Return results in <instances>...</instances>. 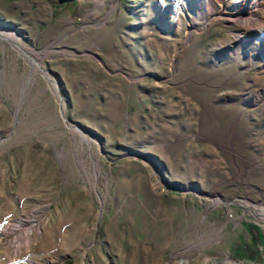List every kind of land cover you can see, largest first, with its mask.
<instances>
[{
    "label": "rangeland",
    "instance_id": "obj_1",
    "mask_svg": "<svg viewBox=\"0 0 264 264\" xmlns=\"http://www.w3.org/2000/svg\"><path fill=\"white\" fill-rule=\"evenodd\" d=\"M0 26L53 72L0 31V264H264V0H0Z\"/></svg>",
    "mask_w": 264,
    "mask_h": 264
},
{
    "label": "water",
    "instance_id": "obj_2",
    "mask_svg": "<svg viewBox=\"0 0 264 264\" xmlns=\"http://www.w3.org/2000/svg\"><path fill=\"white\" fill-rule=\"evenodd\" d=\"M6 29H8V30H10L9 28H7V27H5ZM6 37V39L14 46V47H16L17 48V46L12 42V41H10V39L7 37V36H5ZM18 49V48H17ZM19 50V49H18ZM31 66H32V69H31V71H30V73H29V75H28V77H30L31 76V73H32V70L33 69H40L41 71H43V73H45L46 75H47V77H49L50 79H51V77L49 76V74H51L52 75V71L51 70H49V69H46L45 67H43L39 62H37V61H35L33 64H31ZM53 78V80L55 81L54 83H55V89L57 90V93H58V97H59V101H60V112H61V115L63 116V118H64V120L66 121L67 119H66V117H65V115H64V110H63V104H62V101H61V95H60V93H59V85H58V83H57V81L55 80V77H52ZM53 83V82H52ZM53 83V84H54ZM67 122V121H66ZM68 124V123H67ZM69 126H72V124H68ZM81 128H83V129H88L89 131H90V129L88 128V127H85V126H80ZM202 193H205V192H202ZM208 196H210V197H216V196H212V195H208ZM220 198V197H219ZM225 202H229V201H226V200H224ZM234 203H237V204H239V205H247V206H249L248 204H241V203H239V202H237V201H233ZM250 207V206H249Z\"/></svg>",
    "mask_w": 264,
    "mask_h": 264
},
{
    "label": "bare ground",
    "instance_id": "obj_3",
    "mask_svg": "<svg viewBox=\"0 0 264 264\" xmlns=\"http://www.w3.org/2000/svg\"><path fill=\"white\" fill-rule=\"evenodd\" d=\"M220 1H222V0H220ZM223 1H225V0H223ZM188 2V1H187ZM187 9H188V7H187ZM261 23V22H260ZM0 31H2L3 32V34L5 35V36H7L9 39H10V41H12V40H15L16 39V36H15V33L13 32V31H11L10 32V30H8V29H6L4 26H0ZM10 36H11V38H10ZM12 39V40H11ZM18 46H17V48L19 49V51L24 55V56H26V58H28V60L33 64L35 61H37V62H39L40 63V61H38L39 60V58H37L34 54H33V52L31 51V48H28V49H26V48H24L23 46H21L20 44H18V43H16ZM41 64V63H40ZM55 82V81H54ZM61 101H62V97H61ZM63 102V101H62ZM63 104V103H62ZM252 208V207H251ZM252 209H254V208H252ZM255 210V209H254ZM260 217L262 218V219H264V212H260Z\"/></svg>",
    "mask_w": 264,
    "mask_h": 264
},
{
    "label": "trees",
    "instance_id": "obj_4",
    "mask_svg": "<svg viewBox=\"0 0 264 264\" xmlns=\"http://www.w3.org/2000/svg\"><path fill=\"white\" fill-rule=\"evenodd\" d=\"M248 227L253 232L254 238L262 241V233H261L259 227L256 225H253V224H249ZM262 243L264 245L263 241H262Z\"/></svg>",
    "mask_w": 264,
    "mask_h": 264
}]
</instances>
